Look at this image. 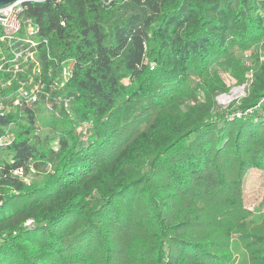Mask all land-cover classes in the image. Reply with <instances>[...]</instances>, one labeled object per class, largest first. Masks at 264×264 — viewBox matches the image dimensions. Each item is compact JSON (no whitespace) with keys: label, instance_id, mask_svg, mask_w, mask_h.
Wrapping results in <instances>:
<instances>
[{"label":"trees","instance_id":"trees-1","mask_svg":"<svg viewBox=\"0 0 264 264\" xmlns=\"http://www.w3.org/2000/svg\"><path fill=\"white\" fill-rule=\"evenodd\" d=\"M60 1L25 9L42 91L0 117V264H264V192L245 196L264 107L236 115L264 99V0ZM249 71L223 112L225 76ZM23 165L42 180L12 178Z\"/></svg>","mask_w":264,"mask_h":264},{"label":"built area","instance_id":"built-area-1","mask_svg":"<svg viewBox=\"0 0 264 264\" xmlns=\"http://www.w3.org/2000/svg\"><path fill=\"white\" fill-rule=\"evenodd\" d=\"M48 1L16 0L9 6L0 8V117L8 116L14 111L22 113L39 101L42 91L39 80L41 73L40 60H38L39 48L41 45L48 48L49 45L46 39H41L40 25L33 18L25 16L24 12L31 5ZM104 1L111 3L114 0ZM71 68L72 66L69 65L63 70L62 86L69 80ZM251 72L253 75V71ZM251 79L246 81L248 88ZM246 87L244 86L243 89ZM261 106L264 107V99L255 108L248 109L245 113L237 112L236 115L242 118L254 114V111L261 109ZM91 127V123H88L85 129ZM0 132H2L0 146H8L15 139V134L2 125ZM26 168V165L20 166L10 176L29 184ZM32 224L33 221H30L25 226L30 228Z\"/></svg>","mask_w":264,"mask_h":264},{"label":"rangeland","instance_id":"rangeland-1","mask_svg":"<svg viewBox=\"0 0 264 264\" xmlns=\"http://www.w3.org/2000/svg\"><path fill=\"white\" fill-rule=\"evenodd\" d=\"M262 45L263 43H260L258 46L254 48V51L257 53H261L263 50ZM262 54V53H261ZM252 72L249 71L247 73V79H251ZM247 80V81H248ZM225 83L228 85L230 88V91L227 94H217L215 97L217 105L219 109L223 110V112L227 113L232 112L230 108L234 104L237 106L238 103H240L245 97L248 92V86L246 87L247 84L244 85H238L235 81V79L231 76L226 75L225 76ZM246 83V82H245ZM246 87L243 89V87ZM202 96H200V100H202ZM194 102H188V104L183 106V110L187 111L190 106H192ZM234 109V108H233ZM39 120V128L41 129L39 131L40 134H48L49 129L48 125L51 123V118L48 112H42L41 115L38 117ZM42 176L35 172H32L29 175V184L30 183H36L42 180ZM28 184V185H29ZM246 190H245V196L247 200V204L249 205V209L253 210L254 205H258L261 202V197L264 192V175H262L259 171L255 170H250L248 173V176L246 178Z\"/></svg>","mask_w":264,"mask_h":264},{"label":"water","instance_id":"water-1","mask_svg":"<svg viewBox=\"0 0 264 264\" xmlns=\"http://www.w3.org/2000/svg\"><path fill=\"white\" fill-rule=\"evenodd\" d=\"M16 0H0V8H4L12 4Z\"/></svg>","mask_w":264,"mask_h":264}]
</instances>
